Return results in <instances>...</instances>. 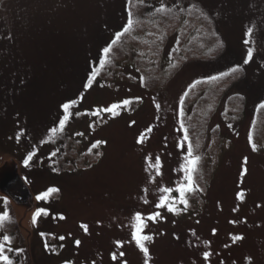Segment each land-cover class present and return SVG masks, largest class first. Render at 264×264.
Returning <instances> with one entry per match:
<instances>
[{"label": "rangeland", "instance_id": "rangeland-1", "mask_svg": "<svg viewBox=\"0 0 264 264\" xmlns=\"http://www.w3.org/2000/svg\"><path fill=\"white\" fill-rule=\"evenodd\" d=\"M194 1L207 10L190 7L160 14L155 2L134 3L131 11L138 23L124 44L111 52V62L91 88L84 85L91 78L85 74L91 65L89 55L94 58L124 24L126 0H117L95 20L81 14L96 3L77 0L81 9L56 11L59 18L54 22L46 3L22 9L4 4L0 44L8 43L11 49L0 45V69L4 54L15 66L1 74L0 156L9 151L23 158L36 147L33 168L27 172L20 167L19 173L27 172L34 193L59 189L35 206L49 213L40 222L46 226L52 255L34 239V264H144L143 254L131 240L133 217L156 211L162 218L147 221L143 230L153 237L146 244L149 264H264V109L259 107L264 104V0ZM248 28L253 29L250 38ZM246 39L251 42L245 44ZM249 48L253 55L245 64ZM235 67L241 71L202 82L200 89L189 93L196 81ZM70 100L76 101L73 116L63 133L50 138V129L58 127L63 115L61 105ZM124 100L132 103L117 117L91 115ZM181 108L185 120L179 115ZM5 117L18 125L15 138ZM181 122L191 129L194 155L201 157L194 174L201 190L188 196L187 210L175 191L185 175L180 169L186 146H178ZM148 128L152 131L144 143H137ZM97 141L105 143L93 147ZM157 157L158 176L149 167V160L155 165ZM163 188L172 189L170 198L178 214L156 208L160 197L169 195ZM240 192L242 200L237 198ZM3 208L9 210L0 203V214L5 213ZM13 212L16 216L14 208ZM61 215L65 219L60 220ZM11 220L3 230L12 240L5 249H23L25 238ZM82 224L87 225V233ZM234 236L243 239L234 243ZM117 241L123 247L118 248ZM121 251L124 257L114 261L113 253ZM205 253L211 254L207 260ZM4 254L13 264L29 261L24 250L19 255L7 250Z\"/></svg>", "mask_w": 264, "mask_h": 264}, {"label": "snow or ice", "instance_id": "snow-or-ice-1", "mask_svg": "<svg viewBox=\"0 0 264 264\" xmlns=\"http://www.w3.org/2000/svg\"><path fill=\"white\" fill-rule=\"evenodd\" d=\"M142 2V0H141ZM133 0H128L129 4V11H128V18H127V24L123 26L122 30L117 32L115 35V38L112 40V45H116L118 42L121 41L122 37L125 36L126 34H130L134 28V25L138 23L137 21L134 20L133 18V13L130 10L132 6ZM195 7V6H194ZM172 10L166 7L165 5H161L159 8L156 9L157 13L160 14H167L170 13ZM253 29L248 28L246 32V36L249 38L251 37ZM251 41L250 39H246L244 41L245 44H249ZM113 51V48L111 46L104 47L102 50V58L99 59V68L93 69L91 78L88 80V83L85 85L86 88H91L92 86V81L97 77L99 74L100 70L103 69L107 64H109L111 61L109 60V56L111 52ZM253 55V50L252 48L248 49L247 53V58L244 60V63L247 64L250 62L252 59ZM241 69L239 67L232 68L229 73H222L220 76H212L210 77L207 81H196L193 83L190 88H195L197 84H200L202 82H207V83H212L215 81H218L222 79L224 76L239 73ZM143 82V78H142ZM187 92L185 93V96H187ZM132 103L130 100H124L122 103H113L108 107L105 108H100L94 112L91 113V115L100 117L102 113H109L111 116L117 117L120 115V109L122 108H127V106ZM184 101L183 99L180 101V104L183 105ZM76 106V101L75 100H70L69 102L63 103L61 105L62 108V118L59 119L58 127H53L50 129L49 136L50 138H56L58 133H63L65 130V127L67 123L70 121V118L73 116V111L72 109ZM157 109H159L160 105H156ZM261 109H264V104H261L259 106ZM76 115H81V113H75ZM179 115L181 117L184 116V112L181 108ZM135 123V122H133ZM180 129L183 131V137L182 140L179 142L178 146L182 149L185 148L186 146V155H184L183 160L184 164L181 166V171L185 174L184 175V182H182L176 189L178 193H180L179 197V203L184 206V210H187L188 208V196L194 192L200 191L199 187L195 184L194 181V174L198 171V165L200 163L201 157L194 155V149H193V144L190 141L189 134H188V129L185 127L184 123H180ZM152 129L148 128L146 129L145 133H141V135L137 139V143L143 144L147 133H151ZM23 133H20L17 136V140L20 139V136H22ZM251 141V137L249 138ZM47 143V141H45ZM101 143H105L103 141H97L96 144L93 145V147H98ZM253 150L255 151V145L253 144ZM35 153H30L25 160V165L27 166L28 162L32 160L33 156ZM55 155V153H53ZM245 165L247 161H244ZM159 165H160V160L157 157L155 165L151 163L149 160V167L153 168L155 171V175H160L159 171ZM244 171L246 172L247 169L245 168ZM147 192V189L144 190ZM163 193L169 194V195H163L160 197L159 203L156 204V208L158 209H166L168 212L173 213V214H178L179 208L176 206V203L173 199L170 198V193L172 192V189L170 188H163L161 189ZM59 192V189L57 188H49L47 191L43 192L42 194L36 196L37 201H47L50 196H52L54 193ZM244 193L240 192L237 195L238 199L243 198ZM145 204L148 203V200L145 198L143 201ZM49 213L48 211L41 207L38 210H36L33 218H32V224L33 226L36 225L37 219L42 217V216H48ZM161 213L159 211H156L148 216H142L140 213H136L135 216L133 217V223H132V233H131V240L134 241L136 247L139 249V251L143 254L144 256V264H149V260L151 259L150 254H149V248L146 246L147 243L151 242L153 240V237L151 235H145L143 234V230L147 228V221H151L153 223L157 222L159 219H161ZM60 220L65 219L63 215L59 217ZM9 220L8 213H2L0 214V237H2V243H0V262L2 264H13L12 259L8 256L5 255V251L7 250L8 252H15L17 255L23 252V249H14L13 247H8L5 249V245H11L12 240L11 237L8 235L3 234V230L5 228L6 222ZM234 223V222H233ZM81 227L84 229L85 233H87V225H81ZM215 234V232L213 233ZM43 235V234H42ZM60 240L65 239V237L61 236L59 237ZM243 239L241 236H234L232 237L233 242L235 243L238 240ZM76 245L78 246L80 244V241L77 240L75 241ZM116 246L118 248L123 247V244L119 241L116 242ZM46 248H48V245H45ZM125 253L123 251L117 253H113L112 259L115 261L118 258L124 257ZM211 254L210 253H205L204 254V259L207 260ZM124 264H127L126 261H124Z\"/></svg>", "mask_w": 264, "mask_h": 264}, {"label": "trees", "instance_id": "trees-1", "mask_svg": "<svg viewBox=\"0 0 264 264\" xmlns=\"http://www.w3.org/2000/svg\"><path fill=\"white\" fill-rule=\"evenodd\" d=\"M76 1L77 0H14V4L16 6H18L20 9H22V8H27L29 4L32 5V4L39 3V2L46 3L47 4V8H49V17H50V19L52 18L51 21L54 22V21L57 20V18H59V14H57L56 16H54L55 13H56V11L57 12H63V11H68L69 10L67 13H73L72 10H75L76 7L79 8L78 3H76ZM84 1L85 0H83V2ZM91 1L95 2L96 5L91 6V7H85V12L83 14H81L82 17H83V15L85 13L88 14V16L90 17V20L92 18L95 20L96 17H98L104 11L106 12V10L107 11L110 10V8L114 4L117 3V0H91ZM137 1H140V0H133L132 5L134 3H136ZM144 1L147 3V5H151L153 2H155L156 7H158V8L163 4L165 6H168L169 9H172L173 11L175 9H177L178 10V13H181L179 11H183V12L188 11L190 7H194V6H195L194 7V10L195 9L201 10V6H200L201 4L199 3V1L196 2L194 0H188L189 2L188 1H185V0H144ZM172 1H174L173 4H171ZM74 4H75V6H74ZM126 4L127 5L125 7L123 6V13H122V14H124V13L126 14V19L124 20V24L119 29H117V31H115L112 34V37L110 38V40H108V42L106 44H103V47L100 49L99 53L95 55L94 58H92L91 55H89L90 56V63H91V65L88 66L89 69L87 68L85 70V72H86L85 74L91 75L92 74V70L98 68V66H99V59L102 58V50H103L104 47L111 46L113 48V50H114L116 47L118 48L122 44H124L123 43L124 42V38L128 34H126L125 36H123L122 39H121V41L118 42L116 45H112V40L115 38L116 33L119 32V31H121L122 28H123V26H125L127 24L128 11H129L128 0H126ZM68 6H70V9L68 8ZM73 6H74V8L71 9ZM79 9H81V8H79ZM174 15L179 16V14H176V13ZM82 17H80V18H82ZM77 18L80 19L79 18V15L77 16ZM133 18L136 19V17H135L134 14H133ZM134 28H133V30H134ZM173 31L175 32L176 30H173ZM92 47H93V45H92ZM68 71H70V68L68 69ZM88 80L89 79H87V82H84V85H86L88 83ZM74 81H76V79ZM144 84H145V81H144ZM199 85L200 84H197L195 88H191L190 91H189V93L192 92L195 89L196 90L197 89H200V88L197 87ZM65 87H67V81L65 83ZM66 102H68V101H65L64 103H66ZM185 102H186V100H185ZM182 118H183V120H185V116H183ZM184 125L186 127V123H184ZM188 134H189L190 139H191V129L190 128L188 129Z\"/></svg>", "mask_w": 264, "mask_h": 264}, {"label": "water", "instance_id": "water-1", "mask_svg": "<svg viewBox=\"0 0 264 264\" xmlns=\"http://www.w3.org/2000/svg\"><path fill=\"white\" fill-rule=\"evenodd\" d=\"M3 1L5 0H0V4ZM13 158L0 169V196L9 200L14 207L19 231L25 238V250L29 264H34L31 259L35 252V247H32V240L35 239L37 233L31 225V215L35 210V198L32 190L19 173L18 161L15 157ZM24 209H27L25 217L22 216ZM26 231L29 233L26 234Z\"/></svg>", "mask_w": 264, "mask_h": 264}, {"label": "flooded vegetation", "instance_id": "flooded-vegetation-1", "mask_svg": "<svg viewBox=\"0 0 264 264\" xmlns=\"http://www.w3.org/2000/svg\"><path fill=\"white\" fill-rule=\"evenodd\" d=\"M8 129V131H9V133H11L12 132V130H14L15 129V124H14V122L10 119V124H9V127L7 128ZM47 145V144H46ZM0 149H2L1 148V144H0ZM9 152V151H8ZM6 152V151H4V156L2 155V156H0V158L2 157V161H1V163H0V166H1V168H3L5 165H6V163H7V158L9 157V156H13V157H15V154H13L12 152ZM5 153H7V155H5ZM36 155V154H35ZM35 155H34V157H35ZM34 157H33V160H34ZM14 159V158H13ZM15 160V159H14ZM3 164V165H2ZM3 166V167H2ZM20 167H21V165L19 164V170H20ZM0 168V169H1ZM21 169L24 171V170H26L27 172H29V170H27V168L25 167V166H23V167H21ZM25 171V173H24V175L26 176H23L22 175V177L25 179V181L27 182V184L30 186V188H31V190H32V185H33V183H29V176L26 174L27 172ZM37 171H39V170H36V172ZM32 192H33V194H34V196H35V203L36 204H38V203H43V202H45V201H37L36 200V196H38L39 194H38V192H36V193H34V190H32ZM0 203H11L9 200H7V199H5V198H3V197H1L0 196ZM23 214L26 216V214H27V209H24V212H23ZM37 221H38V224H37V228L39 229V232H41L42 234H47V230H46V226L45 225H41V222H40V218H38L37 219ZM15 225H17L18 226V223H15Z\"/></svg>", "mask_w": 264, "mask_h": 264}]
</instances>
